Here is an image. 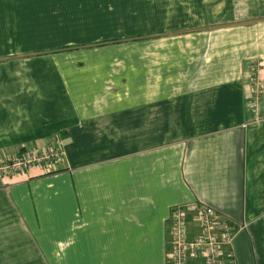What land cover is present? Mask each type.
<instances>
[{
	"label": "crops",
	"instance_id": "0c3cea01",
	"mask_svg": "<svg viewBox=\"0 0 264 264\" xmlns=\"http://www.w3.org/2000/svg\"><path fill=\"white\" fill-rule=\"evenodd\" d=\"M126 1L0 0V157L62 149L1 177L0 264H167L200 202L264 264V0Z\"/></svg>",
	"mask_w": 264,
	"mask_h": 264
},
{
	"label": "built area",
	"instance_id": "2783aa9c",
	"mask_svg": "<svg viewBox=\"0 0 264 264\" xmlns=\"http://www.w3.org/2000/svg\"><path fill=\"white\" fill-rule=\"evenodd\" d=\"M254 93L261 90V81L254 77L252 81ZM250 104L253 101L250 100ZM62 154L59 140L40 149H27L18 154L0 157V179L4 174H17L31 167H40L44 171L55 170V162ZM193 209V220L197 232L187 236V210ZM168 232L170 247L166 253L167 264H187L191 257L201 254L204 264H236L229 246L234 233L242 229L244 224H233L219 216L208 204H181L170 208L168 216ZM225 255V256H224Z\"/></svg>",
	"mask_w": 264,
	"mask_h": 264
},
{
	"label": "trees",
	"instance_id": "16d2710c",
	"mask_svg": "<svg viewBox=\"0 0 264 264\" xmlns=\"http://www.w3.org/2000/svg\"><path fill=\"white\" fill-rule=\"evenodd\" d=\"M25 149H23V151H24ZM22 152V151H21Z\"/></svg>",
	"mask_w": 264,
	"mask_h": 264
},
{
	"label": "rangeland",
	"instance_id": "374dc122",
	"mask_svg": "<svg viewBox=\"0 0 264 264\" xmlns=\"http://www.w3.org/2000/svg\"><path fill=\"white\" fill-rule=\"evenodd\" d=\"M128 1V0H127ZM127 1H126V3H127Z\"/></svg>",
	"mask_w": 264,
	"mask_h": 264
}]
</instances>
